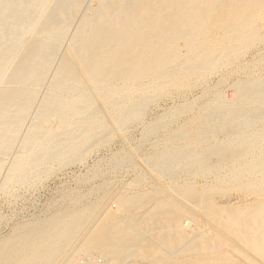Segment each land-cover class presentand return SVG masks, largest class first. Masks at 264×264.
<instances>
[{"label": "bare ground", "instance_id": "1", "mask_svg": "<svg viewBox=\"0 0 264 264\" xmlns=\"http://www.w3.org/2000/svg\"><path fill=\"white\" fill-rule=\"evenodd\" d=\"M78 165L0 264H264V0H0V198Z\"/></svg>", "mask_w": 264, "mask_h": 264}, {"label": "rangeland", "instance_id": "2", "mask_svg": "<svg viewBox=\"0 0 264 264\" xmlns=\"http://www.w3.org/2000/svg\"><path fill=\"white\" fill-rule=\"evenodd\" d=\"M131 137H133V138H131ZM135 137H136V134H133V132H132V136H130V138L133 140ZM118 141L119 140H117V139H115L113 141L114 147H113L112 151L119 149L120 145H119ZM144 150L145 149H142L143 152H145ZM143 152H141V153L143 154ZM97 153H98V151L94 152L92 157H90L87 160L88 165L92 164V160H96L97 158H102L103 155H104L103 157H105L107 154V150H105V148H103V149L99 150L98 155H97ZM85 171H86L85 168L83 166H80V165L75 166V167L72 166L70 168L68 167L64 171H61L58 173L56 172L55 174L48 177V179H46L47 181L45 180V181L41 182V184H38L35 187L33 186L32 189L31 188L25 189V190L22 189L20 191L22 194V197L16 201L17 203L15 202L16 205L14 204L12 206L13 208H10L8 203L5 202V200L1 197L0 198V217L5 216V215H6V217H10V215L12 216V214H15L14 215L15 221L16 222H19V221L22 222L25 220V218L27 219V218H32V216H39L40 215L39 212H41V210L44 208L47 201L51 200L52 198H56L57 195H59L60 192H62L64 189L75 187V185H77V182H75L74 179L77 178L78 176H80L81 174L85 173ZM130 175L132 177H134L133 173H131V171H129V170L128 171L116 170L113 173L106 174V176H104L103 179L105 178L104 180H107V181H110V179L111 180L116 179V180H114L116 183L114 181L112 183L114 184V186L117 187L121 184H124V181H125V183L127 180L131 181L132 177ZM107 177L109 178V180ZM96 182L97 181H95L94 183H96ZM15 206H19V207H15ZM14 207L16 208V210ZM23 216H24V218H23ZM29 216H31V217H29ZM17 219H18V221H17ZM19 219H21V220H19ZM0 228H1L0 229L1 231L4 230V231H2L1 234H3V232L4 233L7 232L6 227L2 226Z\"/></svg>", "mask_w": 264, "mask_h": 264}]
</instances>
